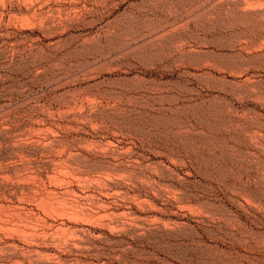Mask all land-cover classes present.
<instances>
[{
    "label": "rangeland",
    "instance_id": "rangeland-1",
    "mask_svg": "<svg viewBox=\"0 0 264 264\" xmlns=\"http://www.w3.org/2000/svg\"><path fill=\"white\" fill-rule=\"evenodd\" d=\"M70 147L107 203L47 258L264 264V0H0V182Z\"/></svg>",
    "mask_w": 264,
    "mask_h": 264
},
{
    "label": "bare ground",
    "instance_id": "bare-ground-1",
    "mask_svg": "<svg viewBox=\"0 0 264 264\" xmlns=\"http://www.w3.org/2000/svg\"><path fill=\"white\" fill-rule=\"evenodd\" d=\"M253 89L255 88L253 87ZM49 140H50V143L54 142L55 144L58 141L55 136H51ZM32 143H35V142L33 141ZM50 143L48 144L51 145ZM45 145H47V143H45ZM52 145L49 148H51ZM55 156L54 158L50 157L49 160L47 159L45 161V163L47 162V166L49 167L48 168L49 170L47 169L45 173L41 172L40 171L41 168L39 167H38L39 169L33 171L32 168L36 162L33 163L32 165V161L27 159V161L22 165L23 168H20V169L21 171L24 169L26 172L24 173L28 177H24L22 175L23 177L22 178L19 177L20 179H17V180L5 182V183L0 182V186L2 187V190L0 191V229L5 230L6 228H8V231L6 229L4 233L6 231L9 233L10 230H14L13 232H15V234L12 237V242L9 241L11 242V244L9 243V245L11 246L13 245L15 247V249L13 248L14 249L13 251L15 252L16 250V253L20 256V264H59L58 262L51 260V258L50 259L47 258L48 256L47 257L44 256L43 255L44 252L42 253V250L40 249L38 244L43 245V244H40L42 243V241H45V244L46 242L52 243V244L58 243L57 241L60 240L59 238L60 236L59 235H58L59 237L55 236L54 232H56L57 231L56 229H58L60 226H65L67 229L72 230L73 233H75L76 235L80 237L84 233V229H85L82 226L72 224L64 219H61L59 221V216L62 215L61 217L63 218V215H66V216L71 215L72 217L73 215L74 217H76L77 214L80 215L75 210V208L77 209V207H79V209L85 210L86 208L85 201H88V200L93 202V204L94 203L98 204L99 206L107 203V200L104 197L105 195L102 196L103 191L101 190L98 191L96 189L88 190V191H84L83 189L81 190L79 187L70 185V180L66 179L65 177L66 175L63 174L64 172L62 173V175H64L63 177H58V175L56 176L54 174L55 166L60 165L61 162L63 163L62 166H64L65 169L67 168L71 170L73 173L79 174L81 168H85L86 170L88 169L91 170L93 166L95 167L96 165L92 163L93 160L90 161L88 158L82 156L79 153V151L76 152L71 147H70V150H68V152L64 156H61V157L58 156L56 158ZM37 163L40 166L42 161L41 163L39 162ZM45 163L43 162L44 165ZM22 166L20 165V167ZM69 176L71 175L69 174ZM82 177L83 176L81 175L79 178H81L82 180ZM44 178L46 179L48 178L49 180L46 181ZM90 179H87V180H90ZM79 211L81 212V210ZM49 228L54 229L53 230L54 232L52 231L51 233H49L51 231L50 230L48 232L47 229ZM10 232L12 233V231ZM8 233L4 235H7ZM72 243L77 244L79 242L73 241ZM3 246H4V243H3ZM5 252L6 250L5 249L3 250V248L0 247V264H3V259L5 258V255H6Z\"/></svg>",
    "mask_w": 264,
    "mask_h": 264
}]
</instances>
